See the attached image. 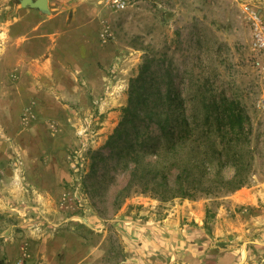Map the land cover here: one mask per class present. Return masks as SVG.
<instances>
[{
  "label": "rangeland",
  "instance_id": "rangeland-1",
  "mask_svg": "<svg viewBox=\"0 0 264 264\" xmlns=\"http://www.w3.org/2000/svg\"><path fill=\"white\" fill-rule=\"evenodd\" d=\"M85 1L94 30L85 47L93 57H26L3 35L21 0H0V193L12 210L9 237L40 241L43 264H124L119 220L192 199L213 205L243 187H264V0H127L123 8ZM145 63V83L161 91L169 70L175 102L190 122L203 124L198 140H222L214 164L200 169L224 178L238 171L246 181L248 173V183L194 198L157 192L162 186L150 169L164 141L155 123L136 118L146 177L126 187L134 162L119 152L133 142L135 128L122 127L113 146L107 141ZM226 102L241 115L235 128L205 133L214 121L193 119L194 112ZM213 209L207 206V215ZM3 236L0 264H21L19 254L4 249ZM79 241L92 249L85 261L68 253Z\"/></svg>",
  "mask_w": 264,
  "mask_h": 264
},
{
  "label": "crops",
  "instance_id": "crops-1",
  "mask_svg": "<svg viewBox=\"0 0 264 264\" xmlns=\"http://www.w3.org/2000/svg\"><path fill=\"white\" fill-rule=\"evenodd\" d=\"M85 2L47 0V11L21 5L14 20L3 27L5 40L21 48L26 57H93L85 47L94 40ZM218 200L213 205H207L210 199L186 200L161 212L151 207L144 216L119 220L127 244L123 263L264 264V187L250 185ZM207 206H213L212 214L207 215ZM10 208L0 193L4 249L9 256L19 254L21 264H43L45 247L40 241L9 237L13 236L7 224L12 217ZM67 249L71 256L83 254L84 261L92 254L85 241L70 243Z\"/></svg>",
  "mask_w": 264,
  "mask_h": 264
},
{
  "label": "trees",
  "instance_id": "trees-1",
  "mask_svg": "<svg viewBox=\"0 0 264 264\" xmlns=\"http://www.w3.org/2000/svg\"><path fill=\"white\" fill-rule=\"evenodd\" d=\"M148 69L147 63L142 64L139 76L131 84L128 105L124 108L122 120L115 128L114 133L110 135L107 145H114L116 140L111 139L121 135L122 127L132 124V127L135 128L136 118H147L156 124L164 141L155 147L156 167L150 169L151 180L156 185L162 186L161 189H154L157 192H161L166 197L194 198L198 192L205 194L219 191L232 192L248 183V173L246 181L245 178L240 177L238 171L232 176L224 178L219 173L205 172L200 169L202 163L207 166L214 164L217 147L222 144V140L216 141L209 138L205 143L199 141L197 137L200 132H203V124L190 122L185 109H181L179 103L175 102L178 94L171 89L172 79L169 70L166 69L163 75L166 89L161 91L160 87L154 85L153 82L145 83L143 72ZM139 81L141 82L139 83ZM149 100L154 101L152 106L147 103ZM236 111L232 102L204 106L203 111L194 112L193 119L201 115L206 121H217L218 125L215 126H213L214 122H210L208 125L205 122L207 125L205 133H217L220 136L235 128L233 120L237 122L241 119V115ZM138 132L136 127L133 142H126L119 152L121 159L129 162V158H132L131 160L134 162L126 187L132 186L134 182L140 180V177H146V174L143 173L144 170H140L143 157L139 158L142 145L138 144ZM173 172H175V178L170 180L168 176Z\"/></svg>",
  "mask_w": 264,
  "mask_h": 264
},
{
  "label": "water",
  "instance_id": "water-1",
  "mask_svg": "<svg viewBox=\"0 0 264 264\" xmlns=\"http://www.w3.org/2000/svg\"><path fill=\"white\" fill-rule=\"evenodd\" d=\"M28 3L30 6H35L41 10L47 11V0H21V4L25 5Z\"/></svg>",
  "mask_w": 264,
  "mask_h": 264
},
{
  "label": "built area",
  "instance_id": "built-area-1",
  "mask_svg": "<svg viewBox=\"0 0 264 264\" xmlns=\"http://www.w3.org/2000/svg\"><path fill=\"white\" fill-rule=\"evenodd\" d=\"M108 4L117 7V8H123L127 4V0H106Z\"/></svg>",
  "mask_w": 264,
  "mask_h": 264
}]
</instances>
